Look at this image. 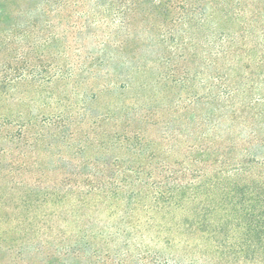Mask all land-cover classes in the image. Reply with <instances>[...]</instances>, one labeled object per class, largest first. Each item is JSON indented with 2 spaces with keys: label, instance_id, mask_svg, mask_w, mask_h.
Here are the masks:
<instances>
[{
  "label": "trees",
  "instance_id": "obj_1",
  "mask_svg": "<svg viewBox=\"0 0 264 264\" xmlns=\"http://www.w3.org/2000/svg\"><path fill=\"white\" fill-rule=\"evenodd\" d=\"M254 3L259 0H0L1 100L9 98L11 91L22 84L44 89L46 85L63 82L69 87L73 79L84 74L92 76L104 67H111L117 77H124L121 95L124 101L120 105L115 103L106 113L95 114V105L100 102L98 95H78L75 104L66 93L51 96L63 109L44 115L39 131L34 134L35 140L40 142L47 137L68 142L78 140L84 154L93 147L103 156H83L80 164L91 167L89 171H67L53 185H48L50 176L45 173L36 177L34 185L19 180L7 193L18 194L17 200H6L5 192L0 190V227L12 223V232H19L23 239L22 243L10 246L12 249L18 246L16 257L21 254V262L13 258L10 264H23L24 257L29 258L23 251L30 246L35 251L37 246L45 249L44 264H104L107 253L103 248L119 243L130 246L137 243L141 248L145 241L166 238L163 230L170 225L168 217L177 214L181 204L182 217H194L195 213L200 217L198 209L190 212L186 205L209 193L200 188L209 174L182 168V183L176 180L174 185H167L157 179L151 163L154 154L148 131L163 122L150 120L154 112L152 103L156 100L150 91L159 82L147 79L150 60L146 47L155 36L161 48L169 45L171 53H179L182 62L200 58L205 67L213 66L214 78L228 84L224 89L220 87L217 101H227L232 91L236 93L254 80L242 73L240 82L230 85L229 68L222 69L219 62H235L249 53L259 54V60H264L261 41H256L262 11L254 9ZM86 36L95 39L94 47L85 43ZM171 72L175 78L173 84L182 87V109L193 110L192 103L201 96L190 81L193 75L202 74V69L193 74L184 67L182 78H178L175 69ZM214 88L211 85L207 90ZM126 93L133 94L134 98ZM160 97L161 92H157V98ZM118 100L114 98L115 102ZM85 117L94 120L85 124V131L80 132L71 125L75 118L84 124ZM114 118H121L116 125L128 123L130 129L123 127L120 135L111 138L106 132L94 138V143H87L96 127ZM33 123L30 120L19 125V139L30 136ZM3 125L0 121V126ZM165 128L164 135L173 138L171 130ZM2 135L0 132V139ZM2 139L7 142L16 136L11 133ZM52 158L48 156V160ZM248 163L253 165L250 172L243 171L242 167L233 173L238 177L235 181L248 180L251 185L237 182L231 185V191L239 203L253 205L245 207L247 214L262 217L264 157L251 155ZM10 170L0 172V183L7 177L23 178L22 172ZM213 178L231 179L225 172H217ZM24 186L27 190L23 192ZM33 202L41 207L55 205L56 209L52 213L43 211L36 217L29 213ZM4 204L17 210L15 218L5 212ZM233 210L236 212V207ZM53 219L57 227L63 223L66 228L57 239L50 237L55 232L53 228L51 235L41 230L49 222L52 225ZM27 229L39 234L36 241L29 243ZM3 231L6 235L11 233L10 229ZM58 249L63 251L57 253Z\"/></svg>",
  "mask_w": 264,
  "mask_h": 264
},
{
  "label": "rangeland",
  "instance_id": "obj_2",
  "mask_svg": "<svg viewBox=\"0 0 264 264\" xmlns=\"http://www.w3.org/2000/svg\"><path fill=\"white\" fill-rule=\"evenodd\" d=\"M263 5L264 0L253 4L254 9L262 11L261 30L258 36L256 35V41H261L262 53H264ZM84 41L91 48L95 45V39L88 36ZM160 46L157 38L152 36L146 47L150 60V75L147 79L151 82H159L157 88L150 91V94L156 98L152 103L154 112L150 120L151 123L163 122L160 126L154 124L155 126H151L148 131L152 141L151 151L154 154L151 163L157 179L167 185H174L176 180L177 183H182V168L207 172L206 174L209 175L200 188L209 193L201 195L194 204L186 205L190 212L198 209L200 217L196 213L194 217L186 219L182 217L181 204L178 213L168 217L170 225L163 230L166 238L161 237L152 242L145 241L141 248L137 247V243L132 246L119 243L103 248L107 253L103 262L104 264H264V216L247 214L245 207L253 205L248 202L239 203L231 191V185L237 182L244 183L245 186L246 183L251 185L248 180L235 181L234 179L238 177H235L233 172L242 167L243 171L250 172L253 166L248 163L251 155L264 157V60H259V54L249 53L235 62H219L222 69L229 68L230 85L239 83L242 73L249 75L254 81L246 83L236 93L229 88V91H232L231 98L227 101H217L219 96L216 94L225 86L228 87V84L218 82L214 78L216 72L213 66L205 67L200 58L187 60L188 62L184 63L179 53H171L169 45L164 48ZM30 58L34 63H38L33 57ZM184 67L190 69L193 74L199 69L203 71L200 75H193L194 78L190 81L201 97L192 103L193 110L186 112L182 109V87L174 85L172 81L175 78L171 76V70L175 69V73L179 74L178 78H182ZM76 79L71 82L74 84L73 87L72 84L66 87L63 82L46 85L44 89L22 84L11 91L9 98L0 99V121L4 124L0 126V132H3L2 136L11 133L16 136L15 140L7 142L1 136L0 172L8 173L13 168L14 171L24 174L21 179L20 176L14 179L12 177L2 179L0 190L5 192L6 200L11 198L9 201H13L19 198L18 194L7 195L9 188L19 183V180L28 181L27 185H34L36 177L45 173L50 176L47 179L48 185H53L54 180L67 171H89L91 167L80 164L84 159L83 156H103L99 149L93 147L87 149V154H84L79 149L78 140L68 142L51 137L40 142L35 140L34 134L39 131L44 115L50 116L63 109L51 98L55 94L66 93L73 104L78 95L86 94L89 97L98 95L100 102L95 105L96 115L106 113L112 105L115 103L120 105V102L124 101V97L121 96L124 94L122 84L124 77H117L111 67L97 69L92 76L84 74ZM211 85L215 88L211 91L207 90ZM157 92H161L160 99L157 98ZM126 94L129 98H134L133 94ZM114 98L119 100L115 102ZM119 119L121 118H114L107 124L96 127L98 129L89 134L87 143L88 141L89 144L94 143V138L101 137L106 132L111 138L120 135L118 133L123 127L129 128L128 123L116 125ZM30 120L34 122L30 136L27 139H19V125L23 121ZM73 120L71 125L80 132L85 131V124L94 121L89 117L83 119L84 124H81L80 118ZM166 126L174 135L173 138L164 135ZM64 150L67 151L64 153ZM50 155L53 158L48 160ZM59 155L63 156L59 157ZM37 159L42 162H35ZM160 163L164 164L160 166ZM217 172H225V175L231 179L224 181L213 178ZM163 176L165 177L161 178ZM22 189L24 192L27 187L24 186ZM180 202L182 203V197ZM59 206L61 205H57ZM234 207L236 212L233 210ZM3 208L13 218L16 217L17 210L12 209L10 205L4 204ZM54 209H56L55 205L41 207L38 202H33L29 213L40 217L43 211L52 213ZM54 220L52 225L51 222L41 225V230L51 235L53 228L55 232L50 237L57 239L66 228L63 223L57 227V222L53 223ZM13 227L10 222L0 227V264H10L13 258L21 262L19 260L21 254L16 257L19 252L18 246L13 249L10 247L12 244L22 243L23 240L19 232H12ZM8 229L11 233L6 235L3 230ZM26 232L29 243L36 241L35 238L39 235L37 232H31L29 229ZM61 243L66 245L65 242ZM31 248V246L27 247L23 251L28 253L27 257H29H24L23 264H44L45 249L41 246L35 247L36 251ZM61 250L63 251L58 249L57 253L62 252Z\"/></svg>",
  "mask_w": 264,
  "mask_h": 264
}]
</instances>
